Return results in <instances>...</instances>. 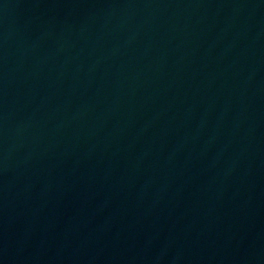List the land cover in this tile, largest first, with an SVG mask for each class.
<instances>
[{
    "label": "water",
    "instance_id": "95a60500",
    "mask_svg": "<svg viewBox=\"0 0 264 264\" xmlns=\"http://www.w3.org/2000/svg\"><path fill=\"white\" fill-rule=\"evenodd\" d=\"M0 264H264V0H0Z\"/></svg>",
    "mask_w": 264,
    "mask_h": 264
}]
</instances>
